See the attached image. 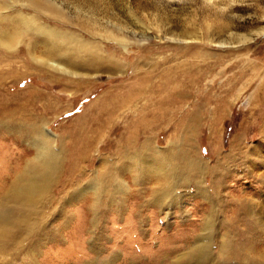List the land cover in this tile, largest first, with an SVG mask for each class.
<instances>
[{
    "label": "rangeland",
    "instance_id": "374dc122",
    "mask_svg": "<svg viewBox=\"0 0 264 264\" xmlns=\"http://www.w3.org/2000/svg\"><path fill=\"white\" fill-rule=\"evenodd\" d=\"M56 2L62 4V16L68 21L50 25L62 31L77 32L73 24L76 19L88 21L96 29L94 40L90 41L102 49L103 55L111 58L99 65L86 61L77 74H72L65 63H59L60 70L37 69L33 59L25 60L21 43L13 50L8 66L11 72L0 85V123L3 122L0 127V193H5L24 169L26 159L35 154L25 137L22 139L14 131L28 115L40 119L37 123H44L45 131L54 135V146L62 158L58 177L51 185L52 198L45 199V205L43 202L38 204L39 211L29 212V223L36 228L42 226L52 230L64 223L62 239L50 235L36 260L30 264L94 262L97 257L107 255V247L113 244L117 246L118 260L129 254L124 251L125 247L135 249L141 255L140 262H147L158 253L175 252V258L163 262L170 264L171 260L181 258L192 246L202 242L201 228L207 216V203L194 191L192 179L184 188L185 182L177 186L182 198L178 205L172 203L159 209L156 205L144 206L143 201H151L148 187L154 185L146 179L140 185L133 183L135 173L131 169H122L120 175L112 173L110 177L96 180L92 177L100 173L105 175L111 164L122 168L121 163L128 160L123 157L126 149L132 144L139 147L146 139H151L157 148L171 142L182 147L194 144L192 150L211 165L218 153L231 152V144L241 141L250 148L263 142L264 0H105L108 10L103 14L99 5L85 1ZM15 6L18 8V4ZM26 12L33 13L30 9ZM81 35L84 40L91 39L86 34ZM26 39L25 36V43L28 42ZM182 53L184 56H180ZM192 53L205 55L194 58L203 63V80L195 86L180 85V81L189 84L190 76L178 74L179 68L175 69L174 64L182 61L184 65L186 60L194 57ZM38 55L40 49L36 51ZM164 69L169 70V74L165 75ZM144 76L150 78L144 84L145 93L137 96V101L133 98L123 101L119 110L110 115L102 114L104 105H99L98 100L112 98L124 86L136 84ZM168 79L170 82L158 90ZM176 89H184V99L174 100ZM199 95L201 99L197 100ZM159 97L171 101V104L162 105L170 111L177 104L188 111L197 100L203 105L201 117L196 118L195 126L189 130V117H181L180 113L172 112L174 115L169 113L154 119L138 111L144 101L149 98L155 101ZM149 104L157 106L155 102ZM5 109L14 116L3 117ZM20 110H23L22 116L17 114ZM86 128L89 129L84 130ZM101 157L107 158L105 162L99 163ZM235 174L233 178L225 179L223 194H229L232 199L246 197L251 190L250 178L242 167H236ZM210 179L206 174L203 182L210 184ZM116 187L127 191L122 209L102 208L98 220L101 226L96 229L102 247L92 250V235L87 230L91 221L86 208L89 197L94 199L98 193L102 198ZM136 188H143V194H136ZM75 191L78 194H73ZM231 210L234 211L232 203L224 207L223 213H229L224 215L228 219L234 216ZM139 216L144 225H138ZM139 226L144 228L142 234ZM9 227L15 230L17 226ZM244 233L241 231L237 236L235 232L239 238L237 243ZM219 238L217 231L208 238L207 252L218 247ZM184 243L191 247L186 248ZM238 244H243V239ZM10 252L0 254V264H26L25 246L19 255L14 248Z\"/></svg>",
    "mask_w": 264,
    "mask_h": 264
},
{
    "label": "bare ground",
    "instance_id": "6f19581e",
    "mask_svg": "<svg viewBox=\"0 0 264 264\" xmlns=\"http://www.w3.org/2000/svg\"><path fill=\"white\" fill-rule=\"evenodd\" d=\"M81 1L99 5L102 14L108 10L105 0ZM16 4H18V8H16ZM27 9H30L33 13H27ZM62 14H64L62 4H58L56 0H0V85L7 77L6 74L11 72V68L8 66L12 62L13 50L19 43H21V50L25 52V60L28 58L33 59L35 62L34 66L37 69L42 68L48 71L51 68L60 70L59 63H65L68 66V72L77 74V70L84 66L86 61L99 65L111 58L110 56L103 55L102 49L90 41L94 40L92 38L96 35V29L91 27L88 21H82L78 17L73 23L77 32L70 30L62 31L51 26L50 24L52 23L62 25L68 21L66 16H62ZM43 15L47 18H41ZM81 34H86L91 39L88 40L87 38V40H84V38L79 36ZM25 36L27 37V43H25ZM39 49L40 55L36 56V51ZM200 55L205 56L203 54ZM200 55L199 53H195L192 58L193 60L190 59L189 61L186 58L184 65L182 61L174 64L175 69L179 68L177 70L178 74L190 76L188 79L189 84H184L185 82L180 81V85L195 86L194 84L197 85L203 80V63L194 59L200 57ZM180 56H184V54L182 53ZM207 70L204 69V71ZM209 71L211 72V70ZM164 72L165 75L169 74V70L167 69H164ZM149 78L150 76H144L140 81H137L138 83L124 86L120 92L116 93L112 98L110 97V99L98 100L99 105H104L102 114L110 115L114 111L119 110L123 101L131 100L132 98L134 102L137 101V96L145 93L146 88L144 84ZM167 81L170 82L169 79L165 80V83L158 87V90L161 91L168 84ZM261 89L263 90V88ZM173 94L175 101H178L175 98L184 99L186 96L184 89H176ZM200 99L201 96L199 95L197 100ZM197 100L192 103V108H189L188 111H185L181 104H177L176 108L174 110L171 108L170 111V108L162 107L166 103L171 104V101H168L167 98L163 99L159 97L155 101L149 98L142 103L138 111L143 116H151L154 119L159 115L171 114L172 112L180 113L181 117H189L188 128L190 130V127L195 126L196 118H200V114L203 111L202 103L197 102ZM152 102H155L157 106L149 104ZM185 108L187 109V107ZM209 110L211 109L209 108ZM2 113L3 117L14 116L11 112H7L6 109ZM209 113L211 114V111ZM17 114L22 116L23 110H20ZM24 119L25 121L19 123L17 129L16 127L14 128V131L16 130V133L22 139L25 137V141L34 149L35 154L31 159H26L24 169L19 173L17 179L11 182L5 193H0V226H2L0 227V254L11 253L10 249L13 250L14 248V250L16 249V254L19 255L25 246L26 264H30L33 260H36L35 257L44 242L50 238V235H53L58 240L62 239L63 234L61 233V229L64 223L59 224L55 228L52 227V230H45V227L42 226L36 228L29 223V212L39 211L38 209L40 208L37 209V206L40 207L38 204L43 202L45 205L48 201L47 198H52L50 189L51 185L55 183L56 177H58L62 158L60 152L54 146V135L48 130L47 132L45 131L44 123L38 124L37 120L40 119L31 115H28ZM2 124L3 122L0 123V127ZM9 130L13 131V129ZM262 134L263 142L250 148L241 141L231 144V152L225 154L218 153L213 165L208 164L192 150L194 144L192 145L189 143L190 141H186L187 138L185 141L190 146L187 147L186 145L187 148L174 142L163 148H157L151 139H146L141 146L135 147L136 145L132 144L130 149H126L123 157L128 160L121 163L123 165L122 168L113 167L115 164H111L104 173L105 175L100 173V175H94L92 178L96 180L98 178H105V176L110 177L112 173L120 175L122 169H131L130 171H134L135 173L133 183L140 185V182L146 179V181L148 180L154 185L148 187V195L151 201H143L144 206L149 204L156 205L159 209L167 208L172 203L178 205L179 200L182 198L176 189L177 186H181L182 182H185L182 187L184 188L185 184L192 179L194 191L207 203V216L203 219L201 228L203 230V235L201 236L202 242L199 246H192L190 251L181 258L178 257L177 260H171L170 264H264V132ZM106 159V157L105 159L101 157L99 163L105 162ZM236 167H242L244 174L248 179L250 178L251 190L246 197L239 196L232 199L229 194H223L222 190L226 187L225 183L227 180L225 179H231L232 175L235 174ZM206 174L211 178L210 184L203 182L204 175ZM103 180L110 182L107 179ZM143 190V188H136V194L142 195ZM76 192H73V194ZM117 192L120 194L118 195ZM125 193L127 191L121 189V187H116L111 194L102 198H100L98 193L94 199L91 196L89 197V204L86 208L88 209L91 221H89V229L87 228V230L92 235L90 239L92 250H99L102 247V242L98 239V230H96L101 226L98 220H100L102 208L104 210L105 208L111 210L110 206H113L116 211H119L122 209L121 204H123L122 200H124ZM60 199L62 200V198ZM230 203L234 205V211L231 210L232 214H234L232 219L224 216H227L229 213H223L224 207ZM60 209L64 211V209ZM54 212H52L53 215ZM138 218V225H144L140 220L141 217L139 216ZM31 223H33V220ZM9 225L17 226L18 228L16 227L15 230H12L13 228L11 229ZM139 228L140 234H142L144 228L143 226H139ZM215 231L220 236V240L218 239L219 244L217 243L218 247L215 250L210 249L207 252L208 238ZM238 231H245L244 235H242L243 244H238L242 239L237 243V239H239L237 236L240 235ZM235 232L236 235L238 234L237 236H235ZM24 238L25 244L23 243ZM185 247L191 246L185 244ZM116 248V244H113L107 247V255L103 258L96 256L98 260H94V262L86 261L83 264H114L115 262L117 264H163L165 260L176 257L175 252L171 251L172 254L162 252L161 254L158 253L159 255L155 254L156 256H153L147 262H140L141 255L137 254L135 249L133 251L132 248L125 249L124 247V251L129 254L118 260V256L115 253Z\"/></svg>",
    "mask_w": 264,
    "mask_h": 264
}]
</instances>
